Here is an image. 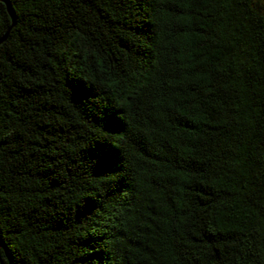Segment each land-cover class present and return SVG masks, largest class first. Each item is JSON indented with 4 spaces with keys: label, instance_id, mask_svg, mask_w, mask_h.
Segmentation results:
<instances>
[{
    "label": "trees",
    "instance_id": "1",
    "mask_svg": "<svg viewBox=\"0 0 264 264\" xmlns=\"http://www.w3.org/2000/svg\"><path fill=\"white\" fill-rule=\"evenodd\" d=\"M8 2L0 264H264V0Z\"/></svg>",
    "mask_w": 264,
    "mask_h": 264
},
{
    "label": "water",
    "instance_id": "2",
    "mask_svg": "<svg viewBox=\"0 0 264 264\" xmlns=\"http://www.w3.org/2000/svg\"><path fill=\"white\" fill-rule=\"evenodd\" d=\"M2 1H4V2H5L6 6H7V9H8V11H9L10 15H11V16H12V18H13V15H12L11 8H10V5H9V2H8V0H2ZM3 38H4V37H3ZM3 38H2V39H3Z\"/></svg>",
    "mask_w": 264,
    "mask_h": 264
}]
</instances>
